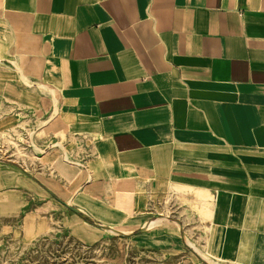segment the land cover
I'll return each instance as SVG.
<instances>
[{
    "label": "crops",
    "instance_id": "0c3cea01",
    "mask_svg": "<svg viewBox=\"0 0 264 264\" xmlns=\"http://www.w3.org/2000/svg\"><path fill=\"white\" fill-rule=\"evenodd\" d=\"M42 90L70 121L77 188L1 159L0 214L22 189L30 214L70 201L111 227L146 200L212 260L264 264V0H0V100Z\"/></svg>",
    "mask_w": 264,
    "mask_h": 264
},
{
    "label": "rangeland",
    "instance_id": "374dc122",
    "mask_svg": "<svg viewBox=\"0 0 264 264\" xmlns=\"http://www.w3.org/2000/svg\"><path fill=\"white\" fill-rule=\"evenodd\" d=\"M44 92L48 95L47 101L40 103L0 100V160H12L16 171L23 176L33 173L53 188L62 189L67 185L59 180L64 176L68 181L67 191H72L78 185L74 180L75 168L71 166V161H77L71 157L72 153L77 155L76 140L63 132V129L68 130L65 121L70 123L69 119L54 117L59 110L58 96L51 91ZM56 128L58 141L50 134V131L55 133ZM46 137L47 144L50 138L52 145L58 144V151L44 150ZM83 148L80 143L79 151ZM47 152L50 154L45 157ZM52 152H58L54 160ZM56 169L62 175H58ZM15 194L18 196L14 213L0 214V264H223L203 254L202 247L193 240L195 231L191 229L181 230L178 223L161 219L148 228V223L157 215L150 212L146 200L144 204L138 199L129 214L123 215L124 221L111 226L125 231L118 234L80 215L73 216L75 213L66 201H58L56 212L30 214L31 207L25 203L22 189ZM131 201L121 194L117 205L122 207L128 202L125 209L129 210ZM146 209L148 212L142 213ZM96 210L99 215L106 212L101 206ZM6 211L7 206L0 205V212ZM67 214L72 218L66 223L63 217ZM141 217L142 221L138 222ZM94 220L105 225L108 222ZM74 224L91 233L92 239L79 240L71 229ZM74 231L81 233L78 227Z\"/></svg>",
    "mask_w": 264,
    "mask_h": 264
},
{
    "label": "water",
    "instance_id": "95a60500",
    "mask_svg": "<svg viewBox=\"0 0 264 264\" xmlns=\"http://www.w3.org/2000/svg\"><path fill=\"white\" fill-rule=\"evenodd\" d=\"M65 204L72 210L74 211L75 213H77L78 215H80L82 218L86 219L87 221H90V222H93L94 224H96L97 226L99 227H102V228H105V229H108V230H112L113 232H116L118 234H125L124 232L122 231H119V230H116V229H113L112 227L110 226H107V225H104V224H101V223H98V222H95L92 220V218L84 213L83 211H81L80 209H78L77 207L71 205V204H68L65 202Z\"/></svg>",
    "mask_w": 264,
    "mask_h": 264
},
{
    "label": "bare ground",
    "instance_id": "6f19581e",
    "mask_svg": "<svg viewBox=\"0 0 264 264\" xmlns=\"http://www.w3.org/2000/svg\"><path fill=\"white\" fill-rule=\"evenodd\" d=\"M82 199H83V198L80 199L81 202H82ZM159 221H160V219L152 220V221H150V222L148 223L147 227H148V228H151V227L155 226L156 224H158ZM113 229H116V230H119V231L125 232V231L122 230V229H121V230H120V229H117V228H113ZM109 231H112V230H109ZM112 232H113V231H112Z\"/></svg>",
    "mask_w": 264,
    "mask_h": 264
}]
</instances>
